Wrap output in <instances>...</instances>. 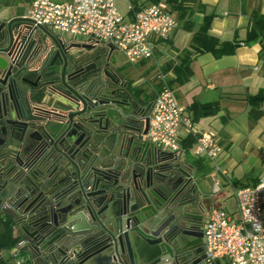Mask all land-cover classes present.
Masks as SVG:
<instances>
[{"label": "water", "instance_id": "water-1", "mask_svg": "<svg viewBox=\"0 0 264 264\" xmlns=\"http://www.w3.org/2000/svg\"><path fill=\"white\" fill-rule=\"evenodd\" d=\"M29 27L47 34L25 17L0 19V54ZM6 66V58L0 56V70ZM8 90L0 83V105L5 113L18 110L24 119L21 142L29 144L38 132L52 141L35 157L32 171H6L8 179L26 192L24 201L33 197L27 207L32 208L28 229L22 232L33 243L36 264H207L202 233L191 218L194 201L176 202L179 192L173 195L172 173L167 180L160 170L165 165L154 164L156 154L165 157L160 162L179 156L144 140L145 112L127 118L118 112L115 147L107 149L105 136L95 142L84 102L72 88L67 86L69 96L58 91L11 95ZM135 166L143 168L144 178L135 175ZM77 222L83 223L81 228L74 227Z\"/></svg>", "mask_w": 264, "mask_h": 264}, {"label": "crops", "instance_id": "crops-1", "mask_svg": "<svg viewBox=\"0 0 264 264\" xmlns=\"http://www.w3.org/2000/svg\"><path fill=\"white\" fill-rule=\"evenodd\" d=\"M24 1L18 9L17 0H0L1 19L25 16L32 0ZM153 2L163 4L177 22L176 28L165 39H153V57L138 63L143 72L149 73L148 78L157 80L156 83L175 78L173 72L164 74L161 69L167 63L173 66L180 64L181 52L188 48L204 18L211 17L210 36L219 42H238L230 55L214 58L210 53H202L193 56L189 78L183 84H173L171 88L184 115L198 131L214 136L221 148L218 162L223 173L217 175L219 191L214 195L211 194V163L193 157V146L188 151L192 161L186 159L184 148H181L179 160L189 167L193 160L198 159L206 164L208 172L200 175L196 174L193 166L190 169L196 195L207 208H223L219 204L227 205V196H233L235 188L254 185L264 175V35L253 43L243 44L251 28V13L264 15V0H183L179 5L166 0H140L143 6ZM8 10L9 13L5 14ZM143 81H135L134 86ZM153 85L149 84L150 87ZM253 96L260 97L249 103L248 98ZM206 104H216L215 113L200 115L199 107ZM252 108L262 112L253 123L248 114ZM186 137L181 129L179 141ZM226 210L234 212L235 204ZM82 225L77 222L74 227L81 228Z\"/></svg>", "mask_w": 264, "mask_h": 264}, {"label": "flooded vegetation", "instance_id": "flooded-vegetation-1", "mask_svg": "<svg viewBox=\"0 0 264 264\" xmlns=\"http://www.w3.org/2000/svg\"><path fill=\"white\" fill-rule=\"evenodd\" d=\"M45 31L47 34L29 27L18 32V37L13 40L8 50L0 54L7 60V66L0 70V83L8 86L11 95L15 92L30 96L58 91L69 96L67 86L72 88L84 102L86 118L95 133V142L105 136L108 140L107 149H111L112 145L115 147L113 127L117 123L118 112H122L126 118L130 114H138L142 117L145 112L143 117L147 118L152 103L150 92L147 96L136 97L133 88L140 85L134 86L128 71L112 62L114 51L110 52L98 41L65 39L47 29ZM32 108L31 106L30 110L34 113ZM36 108L49 111L46 107ZM81 109H84V106L80 107ZM23 123L24 119L20 117L18 110L5 113L0 105V212L11 216L16 227L21 231L24 226L27 227L32 216L30 213L32 208L27 210V207L33 197L24 201L27 198L26 192L16 185L15 180L8 179L6 171L14 175L19 170L29 169L35 157L42 152L44 145L52 142L38 132L33 134L32 142L23 144L20 140ZM39 139V143L35 142ZM144 140L147 141L146 136ZM58 144L59 141L56 142V148L60 151ZM164 158L159 154L154 155V164L165 165V168L160 170L161 175L167 180H170L167 175L172 173L170 186L173 195L179 192L176 202L194 201V208L190 210L191 218L202 233L203 214L207 206L198 200L190 172L191 167L184 165L179 158L160 162ZM112 161L114 160L110 163ZM133 169H136V176L140 174L145 177L143 168L141 170L135 166ZM186 174H189V177ZM138 180L139 178L135 177V181ZM19 189L21 193L16 194ZM161 198L165 200L167 196L164 194ZM24 240L28 245L30 262L36 264L35 254L32 251L33 243L26 237Z\"/></svg>", "mask_w": 264, "mask_h": 264}, {"label": "built area", "instance_id": "built-area-1", "mask_svg": "<svg viewBox=\"0 0 264 264\" xmlns=\"http://www.w3.org/2000/svg\"><path fill=\"white\" fill-rule=\"evenodd\" d=\"M121 0H32L25 13L39 26L73 40L98 41L122 53L129 64L153 57V39H165L177 26L161 3L141 6L140 0H122L126 15L120 14ZM173 91L163 85L152 100L146 139L164 153L180 156L179 132L194 139L192 155L213 167L211 194L219 191L218 157L221 148L214 136L198 131L184 115ZM235 210L210 207L204 211L202 247L207 264H264V175L251 186L235 188ZM26 245L20 240L11 254L13 264H24L19 255Z\"/></svg>", "mask_w": 264, "mask_h": 264}, {"label": "trees", "instance_id": "trees-1", "mask_svg": "<svg viewBox=\"0 0 264 264\" xmlns=\"http://www.w3.org/2000/svg\"><path fill=\"white\" fill-rule=\"evenodd\" d=\"M168 3H175L179 5L183 0H166ZM143 6L142 4H140ZM251 28L247 32L243 44H250L255 42L260 36L264 35V15H259L255 12L251 13ZM211 17L204 18V22L197 32H195L190 40L187 49L181 52V61L178 66H173L172 63H167L161 72L166 74L167 72H173L175 78L164 82L159 81L153 85V90L142 89L141 87L133 88L134 95L136 97L140 95L147 96L150 92V100L152 101L156 94L161 90L163 85H166L170 89L173 84H183L191 75L189 69V64L193 56L202 53H210L214 58H219L225 55L233 54L236 47L238 46L237 41L232 42H219L216 38L208 34V29L210 26ZM148 91V93H146ZM260 96L249 97V103L256 101ZM217 109L216 104H206L199 107L200 115H210L215 113ZM249 119L251 122H255L262 114L261 111L252 108L248 112ZM180 147L185 150L186 159H190L189 150L194 144V139L187 136L185 139L179 141ZM196 168V174L200 175L202 172H208L206 164L202 160H193L191 167ZM24 229L28 227L24 226ZM25 239L23 232L16 227L15 221L11 216L6 214H1L0 212V264H9L8 260L11 259V254L16 248L17 243ZM19 255L25 258L24 264H31L30 253L28 250V245H25L19 251Z\"/></svg>", "mask_w": 264, "mask_h": 264}, {"label": "rangeland", "instance_id": "rangeland-1", "mask_svg": "<svg viewBox=\"0 0 264 264\" xmlns=\"http://www.w3.org/2000/svg\"><path fill=\"white\" fill-rule=\"evenodd\" d=\"M18 3V4H17ZM25 3L24 0H17V2H15V4H17V8L21 9V6H23ZM117 8L120 12L121 15L125 16L126 15V8L124 5L123 1L117 2ZM9 10L5 12V14H8ZM1 15L2 13H0V19H1ZM6 16V15H5ZM54 34L59 35L58 32H53ZM65 39H70L68 36H62ZM112 62L114 63V65L120 67L123 70H127L129 73V77L132 79V81H138L139 79H143L144 81L139 84L140 87L145 88V89H150L151 91L153 90V87H150L149 84H155L157 82L156 79L154 78H148L149 73L148 72H143L142 67H140L138 64H129L126 59L124 58V56L122 55V53L118 52V51H114L113 55H112ZM152 79V80H151ZM149 83V84H148ZM193 158H190L189 160L192 161ZM227 200L228 203L226 204H222L220 203L219 206H222L223 208H233L234 204H235V199L232 196V194L227 196ZM227 206V207H226ZM9 264H13V260L9 259L8 260Z\"/></svg>", "mask_w": 264, "mask_h": 264}]
</instances>
